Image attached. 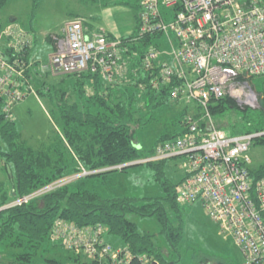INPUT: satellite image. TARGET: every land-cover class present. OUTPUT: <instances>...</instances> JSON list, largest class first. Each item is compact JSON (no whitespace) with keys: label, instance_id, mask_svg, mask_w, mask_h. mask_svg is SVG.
I'll return each instance as SVG.
<instances>
[{"label":"built area","instance_id":"obj_1","mask_svg":"<svg viewBox=\"0 0 264 264\" xmlns=\"http://www.w3.org/2000/svg\"><path fill=\"white\" fill-rule=\"evenodd\" d=\"M138 5L136 31L127 36L102 28L91 31L82 16L68 21L61 38L54 36L48 63L36 66L32 61L31 68L37 74L47 68L52 73L88 71L106 81L124 82L140 68L153 73L150 83L155 89L174 81L171 99L194 110L184 114L179 135L158 142L153 154L137 161L180 158L177 202L199 200L220 233L239 247L243 264H264V177H252L248 154L252 140L264 132L229 134L216 126L209 110L212 99L229 92L250 101L246 82L237 85L238 73L264 75V0H138ZM3 33L11 34L10 25ZM146 36L153 41L144 47L140 65L130 67L138 55L130 46ZM24 70L20 60L0 53V94L6 96V109L26 93L17 87ZM63 181L14 196L0 210L39 198ZM104 229L100 223L56 219L50 237L92 264H159L146 253L134 254L126 244L113 246L105 240Z\"/></svg>","mask_w":264,"mask_h":264},{"label":"trees","instance_id":"obj_2","mask_svg":"<svg viewBox=\"0 0 264 264\" xmlns=\"http://www.w3.org/2000/svg\"><path fill=\"white\" fill-rule=\"evenodd\" d=\"M7 2L0 0V7ZM119 2L131 4L127 0ZM135 2L139 8L138 0ZM4 37L9 41L0 46L1 55L11 60L17 58L25 66L23 76L17 77V87L26 89L25 95L33 91L52 101L58 109L61 131L57 139L45 146L27 144L11 116V108L6 109V96L0 94V165L8 166L10 176L8 185L0 182V205L14 196L27 194L64 177L74 178L39 198L0 210V261L4 264H92L51 240L50 231L56 219L77 225L100 223L108 233L128 245L134 254L146 253L157 260L153 234L140 230L129 215L149 217L158 222L160 231L175 248L182 228L180 223L174 225L171 222L170 213L176 212L180 217V208L184 205L176 200V186L182 176L177 180L170 178L166 169L168 159L126 165L150 156L158 142L172 139L182 132V118L190 111L189 106L175 112L172 131L161 133L151 143L136 137L148 109L172 100L169 90L175 82L155 89L150 83L153 73L139 68L137 76L129 73L128 82L106 81L87 71L61 73L59 79L47 83L44 77H48L50 71L43 74L31 71L30 63L38 61L29 57L32 52L30 35L17 29ZM51 37L48 36L47 40L52 41ZM152 41V36H146L139 44L130 46L138 52L130 67L140 65L143 49ZM262 76L256 81L258 76L236 75L237 80L248 82L258 95L259 106L253 108L256 109L254 118L244 112L243 117L235 119V110L245 111L247 107L240 106L228 94L212 99L209 110L213 120L218 118L214 120L218 128L229 134L264 132ZM69 91H73L74 96L71 103L67 100ZM231 114H235L234 119L230 118ZM254 139L264 147V134ZM142 164L151 169V177L160 187L161 194L129 195L122 189L128 168ZM250 173L254 179L264 177V162L256 168L251 167ZM131 177L128 175V181H134L135 177ZM110 182L118 189L106 191ZM96 188L106 192L102 194Z\"/></svg>","mask_w":264,"mask_h":264},{"label":"rangeland","instance_id":"obj_3","mask_svg":"<svg viewBox=\"0 0 264 264\" xmlns=\"http://www.w3.org/2000/svg\"><path fill=\"white\" fill-rule=\"evenodd\" d=\"M127 1L131 4H125L119 0H8L4 6L0 7V27H2L0 46L9 41L2 34L6 25L9 24L11 31L25 30L30 35L31 57L40 63H48L49 56L55 49L54 36L61 38L65 24L79 16L85 18L91 31L102 28L114 36H127L135 30L139 10L135 5L136 0ZM48 36H52L53 40H47ZM159 44L168 49L166 44L162 42ZM48 69L46 71L49 72ZM33 73L36 74V72ZM61 75L63 74L50 71L49 76H45L44 79L47 80V83H53ZM262 78L263 76H258L255 77V80L259 81ZM237 81L239 82L237 85L242 86L240 81ZM242 84L245 83L242 82ZM246 85L247 91L252 95L250 101H247L244 95L233 96L230 92L227 93L240 106L247 107L245 111L240 108L236 109V118L235 114H231L230 118L240 119L244 112L251 115L252 118L256 116V109L253 108L259 106L258 95L248 82ZM67 100L70 103L74 100L73 91L68 92ZM185 106L189 105L179 100L168 99L155 109L149 108L142 118L144 124L138 128L136 137L151 143L161 133L172 131L175 112L183 110ZM189 110H194V108L191 106ZM10 112L21 131L22 140L31 146H45L60 135L61 122L58 109L45 96L29 92L11 106ZM214 120L217 121L218 118ZM248 154L251 157V167L253 168L264 162V147L255 139L252 140ZM7 168L8 166L0 165V182H3L4 185L9 184L10 176ZM166 169L170 178L177 180L183 173L181 159L178 157L168 159ZM151 173V169L146 164L128 168L125 174L127 180L126 183H122V189L129 195L161 194L160 187L151 177ZM128 175L132 176L131 178L135 177L134 181L132 179L128 181ZM72 178L74 176L62 179L65 183ZM107 188L106 191L118 189L112 182L107 183ZM96 190L102 194L106 192L104 189L96 188ZM179 216L176 212L170 213L171 222L174 225L180 223L182 228L180 240L174 248L168 242L166 234L160 231V226L155 219L134 214L129 215V218L137 224L140 230H147L153 234L159 264L244 263L243 254L234 240L230 237L225 238L220 233L218 225L210 219L199 200L181 205ZM103 235L105 240L113 246L123 244L120 238L108 233L106 229H104Z\"/></svg>","mask_w":264,"mask_h":264},{"label":"water","instance_id":"obj_4","mask_svg":"<svg viewBox=\"0 0 264 264\" xmlns=\"http://www.w3.org/2000/svg\"><path fill=\"white\" fill-rule=\"evenodd\" d=\"M135 163H140V161L129 162V163H126V165H128V164H135Z\"/></svg>","mask_w":264,"mask_h":264},{"label":"crops","instance_id":"obj_5","mask_svg":"<svg viewBox=\"0 0 264 264\" xmlns=\"http://www.w3.org/2000/svg\"><path fill=\"white\" fill-rule=\"evenodd\" d=\"M29 57H31V55H30ZM31 59H33V58L31 57ZM33 60H34V59H33ZM35 61H38V60H35ZM37 63H38V62H37ZM37 63H36V64H37ZM36 64H35V65H36ZM36 66H37V65H36ZM31 71H32V72H36L34 69H32ZM33 74H34V73H33Z\"/></svg>","mask_w":264,"mask_h":264}]
</instances>
